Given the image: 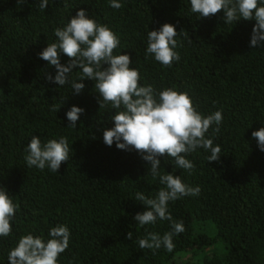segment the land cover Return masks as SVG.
<instances>
[{"label":"trees","instance_id":"1","mask_svg":"<svg viewBox=\"0 0 264 264\" xmlns=\"http://www.w3.org/2000/svg\"><path fill=\"white\" fill-rule=\"evenodd\" d=\"M38 3L0 0V185L18 205L12 235L0 238V264H8L19 237L47 235L56 224L71 233L59 264H264V152L251 136L264 126V48L249 47L255 21L224 24L222 10L198 18L189 0H121L119 9L109 0H50L43 11ZM81 8L120 37L121 54L134 61L130 67L140 70L141 84L188 91L205 115L223 109L219 161H206L201 149L188 157L195 164L191 175L174 173L201 191L170 203L173 219L185 229L171 253L138 247L147 232L163 234L170 224L141 228L133 219L144 211L135 193L154 195L161 186L136 151L103 143L115 110L99 108L94 81L85 79L79 95L70 84H50L46 76L55 68L37 57L54 42V30ZM165 23L179 33L180 60L171 67L145 58L147 31ZM68 59L61 54V63ZM73 105L85 111L69 128L66 112ZM32 135L67 137L69 159L58 173L27 167L24 149ZM170 159L161 157L166 172L175 167Z\"/></svg>","mask_w":264,"mask_h":264},{"label":"clouds","instance_id":"2","mask_svg":"<svg viewBox=\"0 0 264 264\" xmlns=\"http://www.w3.org/2000/svg\"><path fill=\"white\" fill-rule=\"evenodd\" d=\"M23 5L27 0H16ZM50 0H39L40 10L49 6ZM190 11L197 17L207 18L222 10L224 24L241 20L255 21L252 26L249 47L264 48V0H189ZM112 8L122 7L121 0H109ZM176 26L165 23L159 29L147 31L145 58L154 59L162 66L171 67L180 60V47ZM55 40L37 53V57L55 68V75L46 76L50 84L61 88L71 86L75 95L85 88V79L94 81L99 95V108L110 105L112 127L103 130V143L124 151H136L150 167L148 174L161 186L154 195L143 191L135 193V200L144 206L133 219L139 227L168 221L170 230L160 234L149 231L137 240L140 249H165L173 252L174 238L184 232L183 221L173 219L170 203L185 197H196L200 187L186 183L177 169L189 175L195 164L188 157L203 150L208 153L206 161H219L221 146L216 136L224 120L223 109L210 114L201 113L194 106L188 91L175 86L155 88L152 84H141L140 70L130 65L134 61L121 54L120 37L106 24L99 23L87 10L81 8L62 27L54 30ZM190 42V41H189ZM114 50H118L114 54ZM61 54L69 59L61 63ZM106 65V66H105ZM74 69H78L74 72ZM75 74V79H72ZM58 109H53L56 112ZM84 108L76 105L66 112L67 127L76 128ZM262 123V122H261ZM264 125V123H262ZM210 129L212 132L210 133ZM259 151L264 152V126L251 133ZM27 167L48 169L58 173L62 162L69 159L70 145L65 136L42 140L32 135L24 149ZM161 157L174 164L171 172L162 167ZM18 205L8 190L0 185V238L12 235V224ZM126 238L132 239V232ZM71 233L66 224L50 227L47 235L28 232L18 238L9 249L8 264H59V256L70 244Z\"/></svg>","mask_w":264,"mask_h":264}]
</instances>
